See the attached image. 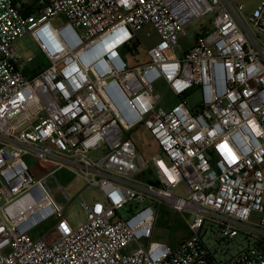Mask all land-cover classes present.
Returning <instances> with one entry per match:
<instances>
[{
  "label": "built area",
  "instance_id": "built-area-1",
  "mask_svg": "<svg viewBox=\"0 0 264 264\" xmlns=\"http://www.w3.org/2000/svg\"><path fill=\"white\" fill-rule=\"evenodd\" d=\"M148 24L159 40L131 66L125 52ZM28 34L49 64L32 76L34 57L14 48ZM143 130L151 157L135 141ZM27 157L99 190L82 200L85 223L71 227L72 200L63 190L56 208ZM161 205L190 218L177 246L153 239ZM205 226L240 236L238 253L216 258ZM0 264H264V0L251 15L239 0H0Z\"/></svg>",
  "mask_w": 264,
  "mask_h": 264
},
{
  "label": "rangeland",
  "instance_id": "rangeland-1",
  "mask_svg": "<svg viewBox=\"0 0 264 264\" xmlns=\"http://www.w3.org/2000/svg\"><path fill=\"white\" fill-rule=\"evenodd\" d=\"M262 0H239L240 3L245 5V14L251 15L254 9ZM208 18H204L200 21L206 22ZM56 24L63 25L65 19L60 17L55 20ZM199 27V21L192 24L191 27L186 29V34L180 36V47L177 49V53H180L184 48L188 47L195 40V33ZM151 33V35H149ZM139 42L134 49L125 52V58L131 66L145 63L148 61V50H150L159 40L158 35L151 25H145L138 32ZM15 50L24 54L25 57H34V62L30 63L25 69L46 68V58L43 56L41 49L38 47L33 37L28 34L20 39L14 46ZM28 73V72H27ZM29 75V74H28ZM156 93L164 95L166 92L165 86L162 82L155 85ZM177 99L171 95H167V102L165 106L169 107L174 105ZM188 103L191 108H194L199 104V94L194 92L188 96ZM135 141L139 145V149L146 157H151L152 153L156 151L153 138L146 130L140 131L135 136ZM103 155L102 149L92 151L91 157L99 159ZM27 163L31 169L32 176L36 180L45 178L46 190L53 196L55 207L64 205L67 203V197L64 191L67 193L72 202L66 209L65 217L71 227L78 228L86 221V213L82 207V200L86 199L89 202H93L101 198V194L98 189H85V182L71 171L62 169L55 173L56 178L49 176V174L55 169V166L38 159L36 157H27ZM64 190V191H63ZM122 214L126 216V212L122 211ZM60 216V215H59ZM59 217L51 218L42 224H40L36 233L42 231L51 230ZM190 220L187 214L178 212L177 210L169 207L168 205H161L159 207V214L156 221L155 232L153 239L161 241L174 247L177 246L184 239L189 237L190 231L188 229V221ZM209 226H205L202 232L204 241L208 244L210 250L216 255V258L221 256L230 257L238 253L240 250L235 246V243H239L241 237H236L233 241L225 240L221 236L215 234L214 229L206 230ZM145 245L144 243H142ZM138 247V243H131L125 250L124 254H130Z\"/></svg>",
  "mask_w": 264,
  "mask_h": 264
},
{
  "label": "crops",
  "instance_id": "crops-1",
  "mask_svg": "<svg viewBox=\"0 0 264 264\" xmlns=\"http://www.w3.org/2000/svg\"><path fill=\"white\" fill-rule=\"evenodd\" d=\"M47 64H48V62H47ZM40 69H43L42 66H39L38 68H31V69H28V70L26 68L25 69V73H26L27 76H32L36 71H39Z\"/></svg>",
  "mask_w": 264,
  "mask_h": 264
},
{
  "label": "trees",
  "instance_id": "trees-1",
  "mask_svg": "<svg viewBox=\"0 0 264 264\" xmlns=\"http://www.w3.org/2000/svg\"><path fill=\"white\" fill-rule=\"evenodd\" d=\"M188 229H189V227H188Z\"/></svg>",
  "mask_w": 264,
  "mask_h": 264
}]
</instances>
